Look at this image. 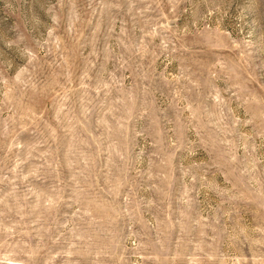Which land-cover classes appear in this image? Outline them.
I'll list each match as a JSON object with an SVG mask.
<instances>
[{"label": "rangeland", "instance_id": "1", "mask_svg": "<svg viewBox=\"0 0 264 264\" xmlns=\"http://www.w3.org/2000/svg\"><path fill=\"white\" fill-rule=\"evenodd\" d=\"M0 264H264V0H0Z\"/></svg>", "mask_w": 264, "mask_h": 264}]
</instances>
